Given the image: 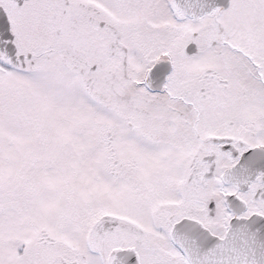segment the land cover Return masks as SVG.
<instances>
[{
  "label": "snow or ice",
  "instance_id": "snow-or-ice-1",
  "mask_svg": "<svg viewBox=\"0 0 264 264\" xmlns=\"http://www.w3.org/2000/svg\"><path fill=\"white\" fill-rule=\"evenodd\" d=\"M0 264H264V0H0Z\"/></svg>",
  "mask_w": 264,
  "mask_h": 264
}]
</instances>
